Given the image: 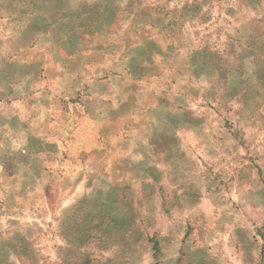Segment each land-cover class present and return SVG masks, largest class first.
<instances>
[{
	"label": "rangeland",
	"instance_id": "rangeland-1",
	"mask_svg": "<svg viewBox=\"0 0 264 264\" xmlns=\"http://www.w3.org/2000/svg\"><path fill=\"white\" fill-rule=\"evenodd\" d=\"M21 3L73 35L87 30L89 67L139 77L146 117L112 130L124 154L146 152L164 176L146 185L109 159L102 183L82 177L54 206L14 210L8 227L0 203V264H264V0ZM203 47L225 53L216 69L195 58ZM164 120L166 161L142 146Z\"/></svg>",
	"mask_w": 264,
	"mask_h": 264
},
{
	"label": "crops",
	"instance_id": "crops-1",
	"mask_svg": "<svg viewBox=\"0 0 264 264\" xmlns=\"http://www.w3.org/2000/svg\"><path fill=\"white\" fill-rule=\"evenodd\" d=\"M87 36L85 29L73 35L34 13L0 9V203L7 208V227L14 210L54 206L82 177L102 183L99 168L109 159L118 176L137 173L146 185H161L164 172L151 165L149 155L124 154L112 130L117 120L128 129L136 126V117H146L134 85L139 77L125 67L105 72L99 64L89 67ZM167 51L165 45L153 53L164 57ZM222 53L203 47L195 58L206 57L216 69ZM166 123L158 138L149 135L142 142L164 150L165 161ZM145 166L159 172L158 180L137 171Z\"/></svg>",
	"mask_w": 264,
	"mask_h": 264
},
{
	"label": "trees",
	"instance_id": "trees-1",
	"mask_svg": "<svg viewBox=\"0 0 264 264\" xmlns=\"http://www.w3.org/2000/svg\"><path fill=\"white\" fill-rule=\"evenodd\" d=\"M2 3V2H1ZM5 3L8 4V7H5V9L11 8V9H17L20 12H24V13H28V14H33V11H36L37 8L28 10L23 8L24 5L21 3V0H5ZM10 5V7H9ZM0 8H4L2 7V5H0ZM156 247V244H155Z\"/></svg>",
	"mask_w": 264,
	"mask_h": 264
}]
</instances>
